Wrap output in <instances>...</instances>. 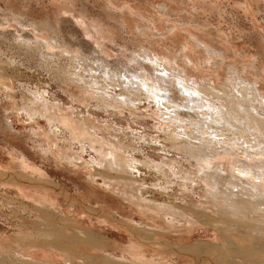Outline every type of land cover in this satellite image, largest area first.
Returning <instances> with one entry per match:
<instances>
[{"label":"rangeland","instance_id":"374dc122","mask_svg":"<svg viewBox=\"0 0 264 264\" xmlns=\"http://www.w3.org/2000/svg\"><path fill=\"white\" fill-rule=\"evenodd\" d=\"M152 27L160 41L149 37ZM37 37L53 38L86 63L102 52L115 61L148 49L176 60L186 75L218 82L231 62L264 95V0H0V264H264V253L252 255L243 238L254 236L252 229L205 211L199 187L187 196L175 183L160 190L163 178L146 165L132 179L101 169L52 113L81 119L99 136L105 131V140L129 144L126 154L141 161L175 160L173 168L183 170L193 163L170 150L166 133L173 126L161 128L154 103L141 100L135 113L100 110L69 82L76 63L60 52L52 56ZM202 42L224 54H208ZM187 57L193 66L184 64ZM230 156L212 159L223 165L220 180ZM134 178L142 190L128 181ZM178 196L188 201L172 204ZM168 201L176 211L163 206Z\"/></svg>","mask_w":264,"mask_h":264},{"label":"bare ground","instance_id":"6f19581e","mask_svg":"<svg viewBox=\"0 0 264 264\" xmlns=\"http://www.w3.org/2000/svg\"><path fill=\"white\" fill-rule=\"evenodd\" d=\"M150 28H148L149 37L160 41V35L159 38L153 36L155 35L153 33L160 32L156 27L155 29L152 27L151 31ZM165 38L167 39V36ZM36 41L37 45L39 43L46 50L52 51V56L60 52L76 63L74 68L77 70L71 71L69 82L72 80L79 83L78 86L81 88L78 92L82 89L84 98L88 99L87 101L94 100L96 106L101 107L100 110L107 111L110 108L112 111L121 112L125 108L133 113L139 108L141 100H146L149 104L154 103L156 106L154 114L158 116V124L162 126L161 128L165 130L173 126L172 130L166 131L170 150L172 149L175 154H183L184 158L193 163L192 170H183L173 168V163L177 162L175 160L156 162L143 159L141 161L131 156L129 144L128 146L123 142L116 144L111 142L112 140H105L102 137L105 131L101 133L102 136H99L86 123H79L81 119L71 122L70 118H58L52 113V119H57L61 128L67 131L74 141L78 142L82 148L88 147L97 156L101 169L105 167L117 173L118 176H122H116L120 179L123 176H126L124 178L134 177L133 172H139L138 167L146 165L163 178L160 190L164 191L175 183L180 195H194L195 189L199 187L202 189L203 209L214 212L213 214L224 215L225 219L227 216L236 219L233 220L234 226L230 224L233 228L252 229L250 234L254 236L243 237L250 244V253L252 255L264 253V102H260L264 101V95L261 92L260 83L255 78L252 79L244 74L240 76L239 65L231 62H227V68L225 67L227 75L220 82L214 81L211 77H200L195 73L191 76L186 75L185 68L176 60L172 59V62L166 59L165 53L158 56L152 53L150 56L151 51L148 49L132 52L123 58L114 57L115 61H111V56L104 55L106 52H102L104 56L99 53V56L90 57L89 62L86 63L85 56L78 58L80 53L71 54L72 52L68 53L66 49H59L61 45L53 38L51 41L50 38L37 37ZM193 42L198 44L199 41L194 39ZM198 47L208 54L221 51L223 55L225 51L217 45L204 42ZM81 59L82 62H79ZM163 59L170 62H165ZM183 62L193 66L195 61L187 57L183 59ZM175 70L182 71L183 75ZM84 72H88L86 75L89 78L88 81L84 79L86 78ZM66 76L68 77V73ZM250 102H254L255 106L254 104L249 106L252 104ZM239 134L247 138L240 140L239 136L237 137ZM249 136L252 138H248ZM82 148L81 150L84 149ZM128 151H131V155L126 154ZM225 154L227 157L232 154L235 156L230 158L232 162L229 165V172L225 173L223 180H220L218 174L220 170H223V165L219 166V163H215L212 159L215 157L222 159L221 155ZM128 181L140 186L141 189V185H138L135 178ZM177 201L188 200H181L178 196L174 197L172 204ZM172 204L168 201L164 202L163 206L176 211L177 205ZM162 209L164 208H161V211ZM168 212L165 211V213ZM248 262L259 264L253 263L252 260Z\"/></svg>","mask_w":264,"mask_h":264}]
</instances>
